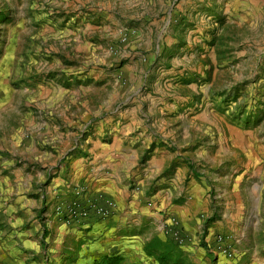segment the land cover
Returning <instances> with one entry per match:
<instances>
[{"label":"rangeland","instance_id":"374dc122","mask_svg":"<svg viewBox=\"0 0 264 264\" xmlns=\"http://www.w3.org/2000/svg\"><path fill=\"white\" fill-rule=\"evenodd\" d=\"M124 121L139 149L130 195L189 168L202 190L177 182L179 205L213 207L216 184L239 178L264 231V0H0V264L36 257L18 237L49 222L59 257L54 220L76 225L55 212L73 198L54 190L75 186V160L98 139L123 140ZM165 151L168 165L153 164ZM89 230L67 234L71 260L97 244Z\"/></svg>","mask_w":264,"mask_h":264},{"label":"crops","instance_id":"0c3cea01","mask_svg":"<svg viewBox=\"0 0 264 264\" xmlns=\"http://www.w3.org/2000/svg\"><path fill=\"white\" fill-rule=\"evenodd\" d=\"M133 122L135 123L134 120ZM133 122L124 121L125 126H121L117 136L122 135L123 140L115 139L113 142L104 143L98 139L99 141L89 147L86 156L75 160L77 167L72 180L75 186L71 190L64 186L54 190L58 201H69L74 197L76 185L82 182L83 187L92 195L104 194L111 198L117 206L114 214L106 220L93 219L87 224L75 227H69L55 219L62 238L57 246L59 257L54 259L47 255L51 222L42 229L43 236L47 235L45 238L42 235L36 239L21 235L18 237L19 246L34 248L36 257L31 253L22 255L17 264H99L104 257L116 255L122 257L121 264H154L144 259L149 256L147 247L157 239L165 243L164 232L165 229L169 232L168 227L173 219L180 222L186 240L182 246H176L180 255L170 257L173 259L172 264H264V231L258 222L255 209L239 196V178L232 181L231 177L225 176L223 184H216L221 190L218 194L220 199L215 200L213 207L199 208L194 200L188 201L186 206L179 205V196H175L174 191L177 182L185 184L187 181L195 189L202 190L203 183L195 179L197 173L189 168H176L173 175L163 177L158 190L151 197L141 194L132 196L128 193L126 176L129 177L133 158L139 153V149L129 138L135 128ZM167 158L172 159L165 151L163 155L153 159V164L165 168L168 165ZM200 180L206 182L205 177ZM194 205L197 207H193ZM86 229H90L85 233L86 237L93 236L98 242L96 245H83L75 261L71 260L67 234L83 236V230ZM219 235L232 238L229 241L232 257L220 251L225 243L217 241ZM101 244H104V248ZM41 248L44 249L43 252ZM165 252V248H157L152 257H158Z\"/></svg>","mask_w":264,"mask_h":264},{"label":"built area","instance_id":"2783aa9c","mask_svg":"<svg viewBox=\"0 0 264 264\" xmlns=\"http://www.w3.org/2000/svg\"><path fill=\"white\" fill-rule=\"evenodd\" d=\"M116 209V203L111 198L104 194L92 195L85 188L78 186L74 188L73 199L66 204L57 205L55 212L67 223L83 225L93 219H108ZM168 228L175 242L183 245L186 237L182 232L180 222L173 219ZM231 240L232 238L227 235L217 237L218 242L225 243L220 247V251L228 257H232V246L229 243Z\"/></svg>","mask_w":264,"mask_h":264},{"label":"trees","instance_id":"16d2710c","mask_svg":"<svg viewBox=\"0 0 264 264\" xmlns=\"http://www.w3.org/2000/svg\"><path fill=\"white\" fill-rule=\"evenodd\" d=\"M2 16L3 15H1V17ZM171 242H173V241H171ZM171 242H170V244H172ZM174 245H176V244L174 243ZM162 247L167 250L165 243H162L159 239L154 240L148 245L147 254L149 256H154L156 249L162 248ZM166 254H168L167 257H166ZM171 255H172V253L167 251L163 255H159L158 257L155 256V258L157 259V261L160 264H172L173 259L170 258V257H172ZM121 263H122V257H120L119 255H116V256H111V257H104L99 264H121Z\"/></svg>","mask_w":264,"mask_h":264}]
</instances>
